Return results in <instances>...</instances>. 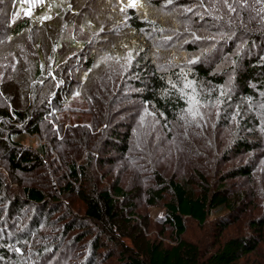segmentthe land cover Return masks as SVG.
<instances>
[{
    "label": "rangeland",
    "instance_id": "rangeland-1",
    "mask_svg": "<svg viewBox=\"0 0 264 264\" xmlns=\"http://www.w3.org/2000/svg\"><path fill=\"white\" fill-rule=\"evenodd\" d=\"M40 3L41 0H0V86L35 73L39 43L34 38L39 31L25 29L13 34L12 27L29 15L42 19L43 11L35 13ZM89 4L79 13L87 22L74 20L68 27L69 37H82L87 43L82 46L78 42L70 49L73 65L67 64L62 76L68 75L72 82L62 95L56 96L60 106L53 105V114L38 122L36 133L23 130L21 122L0 116V264H122L118 251L123 245L140 255L146 240L170 246L176 237L174 227L164 220V204L170 196L167 181H182L197 190L201 173L210 189L224 191L233 206L219 209L227 222L224 228L216 223L220 220L215 216L218 213L208 216L202 224L183 216L182 238L195 243L201 254L207 255L229 236H257L249 221L264 219V73L246 79L248 91L238 81L239 74L235 80L230 78L235 56L245 50L249 40L244 34L236 35L244 29L243 21L234 23L233 32L224 35L232 39L229 44L214 41L221 36L224 25L231 23V17L264 23V0H197L176 6V12H191L189 18L208 16L204 25L220 24L219 29L215 27L219 35L211 39L217 48L216 56L227 57L212 68L225 72L224 82L191 81L181 92L186 97L185 106L174 118L143 101L142 86L131 82L138 78L129 67L135 58L134 49L139 48L138 52L145 55L151 51L139 41L120 46L122 37L128 35V15L120 12L119 0H93L88 10ZM35 22L40 24L39 20ZM187 38L192 39L188 36L181 40ZM258 45L259 42L253 45V55L264 63V46ZM179 46L180 39L168 44L170 51L175 50L171 60L183 62L178 75H187L185 61L199 57L201 52L178 53ZM160 55L164 60L169 58L166 51ZM87 59H92L90 65L85 64ZM47 64L40 63L41 80L57 78L52 72L58 62ZM115 77L120 79V85L109 87ZM36 79L34 76L33 81ZM102 106L108 108L110 123L102 111L99 113ZM110 124L115 133H127L129 149L125 152L106 144ZM8 138L33 157L41 152L33 158L37 164L26 170L13 166L3 146V140ZM241 138L249 140L253 147L234 150L235 141ZM70 164H74L76 177L69 171ZM241 165L249 170L247 175L231 172ZM114 181L125 194L117 201L121 216L113 223L114 240H109L103 225L86 216L80 195L102 189L112 193ZM25 186L42 190L51 201L44 208L27 202ZM160 188L167 189L162 190L161 199L152 198V189ZM80 234L84 236L78 239ZM97 236L103 241L95 249L92 243ZM261 236L255 250L241 256L236 264H264V227Z\"/></svg>",
    "mask_w": 264,
    "mask_h": 264
},
{
    "label": "trees",
    "instance_id": "trees-1",
    "mask_svg": "<svg viewBox=\"0 0 264 264\" xmlns=\"http://www.w3.org/2000/svg\"><path fill=\"white\" fill-rule=\"evenodd\" d=\"M129 1L119 0L121 4L119 6L121 7L119 8L120 12L128 15L125 23L128 35L122 37L120 46L125 47L129 42L139 41L147 47V51H151L149 55H145L146 53L144 54L143 51L138 52L139 48L134 49V51L136 50L135 58L129 67H133L131 69L137 72L138 78L132 79L131 82L135 86H142L143 90L140 95L143 101L153 103L154 107L168 118H174L181 108H184L186 97L181 92L186 91L191 81L196 83V81L203 79L216 84L224 82L225 72L222 70L212 71V68L218 61L225 59L227 56L221 54L217 57V48L214 43L223 44L228 42L229 44L232 39H227L229 37L224 35L233 32L232 26L234 23L238 24L243 21L244 29L236 31V35L244 34L249 40L245 45L246 47L244 46L245 50L235 56V68H233L234 71L230 78L235 80L236 75L239 74L238 81L241 82L243 90L248 91L250 87L246 85V79H253L257 73H264V63L259 62L258 55H253V45L255 43L259 42L258 46L261 45V48L264 46V23L261 20L249 21L231 17V21H229L231 23L224 25L225 29L220 33L221 36H218V39L213 43L211 38H214V35H219L216 30L219 29L220 24L215 26L218 28L216 29L214 26L204 25V21L209 19L208 16L203 19L195 18V16L189 18L191 12H176L175 10L177 5L197 3V0H171V2L169 0H138L135 8L126 7ZM41 2L35 8V13L40 14V11H43L44 17L42 19H34L32 15H29L23 17L20 21L18 20L19 22L17 21L15 26L12 27L13 34H19L25 29H38L41 33L38 34V32L34 38V42L39 43L37 46L39 47V55L38 58L34 59L36 62L35 73L23 76L22 80H18L16 83L10 80L7 81L8 83L3 82L0 86V101L2 103L0 116L11 122H21L25 127L23 130L27 129L28 131H26L30 133L38 132V122L47 115L53 114L51 111L53 105L60 106L59 99H56V96L62 95L66 85L72 82L67 78L68 75L62 76V74H65L66 65H73L71 63L73 56L69 54L70 49L76 47L78 42H81L82 46L86 45L87 40L82 37H79V39L69 37L70 30L68 27L71 26L74 20L81 19L79 13L86 9L83 6L86 7L90 3L88 8L90 10L93 4V0H41ZM139 3H141V6H139ZM143 8L144 11L141 12ZM198 9H201V7ZM226 15L229 17L228 13ZM38 20L40 24L35 22ZM81 20H84V22L80 21L83 24L87 22L84 18ZM191 29H193L192 32ZM189 32L192 34L189 35ZM199 35H202V37L200 38ZM188 36L192 39L181 40ZM177 39H180V46L177 48L178 53L183 51L196 52L198 50L201 52L199 57L185 61L188 67L187 75L184 73L178 75L180 73L179 64L183 62H179L178 58L171 60L175 55V50L170 51L168 44ZM262 39L263 44H261ZM231 48L230 45L227 51H230ZM165 51L169 53V58L164 60L160 54ZM161 59L164 60L161 61L162 63L157 62ZM53 61L54 63L58 62V66L54 67L52 72V75L56 74L57 78L50 80L49 76L41 80L40 63L43 66H48L47 63ZM91 62L92 59L85 60L86 65H90ZM206 62L209 65L206 66ZM134 63H136L135 66ZM241 66L242 70L240 69ZM34 76L37 81H33ZM262 78L264 81V75ZM39 80L42 81L41 85L38 84ZM187 80L190 82L186 84ZM119 82L120 79L111 78L109 87L115 86L117 88L120 85ZM100 111H102L103 116L108 118L110 123L107 106L99 108V113ZM0 122H2L1 119ZM108 131L111 135L108 134L107 145L116 146L122 152L129 149L127 133L122 135L115 133L116 129L112 124L108 125ZM3 141L9 162L19 169L26 170L35 166L37 161L33 158L42 154L37 151L38 155L33 157L29 151L19 146L17 142L13 144V139L8 138ZM251 144L247 139H238L234 143V150L251 149L253 147ZM68 168L70 173L76 177L74 164H70ZM231 172L247 175L249 170L245 165H241ZM199 177L198 184L200 185H198L197 190L193 186L185 185L182 181L173 179L167 181L170 196L164 204L166 210L164 220L175 229V243L165 246L160 241L146 240L142 255L123 245L118 251V256L121 258L119 262L122 264H236L241 256L255 250L257 243L262 238L261 232L264 227V219L262 218L249 221V227L257 236L251 234L229 236L207 255L201 254L195 243L182 238L185 230L183 216H189L202 224L208 216L218 213L215 216L220 220L216 223L220 228H224L227 222L224 221V215L219 214V209L227 208L228 210L229 208L232 209L233 206L224 191L210 189L204 173H201ZM165 189H152L151 197L161 199L162 190ZM23 194L27 202H31L37 207L44 208V205L51 201L42 190L33 186H25ZM124 194L125 191L117 185V181H114L112 193L102 189L95 193L83 192L80 195L85 203L86 216L90 221L103 225L104 235L109 240H114L113 223L121 216L116 209L118 206L117 201ZM83 236L84 234H80L78 239L83 238ZM102 241L101 236L94 237L92 245L96 249L102 246Z\"/></svg>",
    "mask_w": 264,
    "mask_h": 264
},
{
    "label": "snow or ice",
    "instance_id": "snow-or-ice-1",
    "mask_svg": "<svg viewBox=\"0 0 264 264\" xmlns=\"http://www.w3.org/2000/svg\"><path fill=\"white\" fill-rule=\"evenodd\" d=\"M169 2H171V0H169ZM137 4H138V0H130L129 4L126 5V7H132V8H135L137 7ZM234 10V9H233Z\"/></svg>",
    "mask_w": 264,
    "mask_h": 264
}]
</instances>
